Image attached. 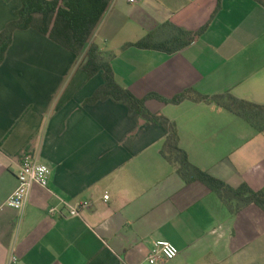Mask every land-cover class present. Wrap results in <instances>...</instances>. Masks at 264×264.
Returning a JSON list of instances; mask_svg holds the SVG:
<instances>
[{
  "label": "crops",
  "instance_id": "crops-1",
  "mask_svg": "<svg viewBox=\"0 0 264 264\" xmlns=\"http://www.w3.org/2000/svg\"><path fill=\"white\" fill-rule=\"evenodd\" d=\"M20 5L0 0V31ZM166 22L206 28L174 53L122 49ZM91 41L115 53L114 78L137 97L192 88L264 105V6L254 0H110ZM81 61L29 28L13 33L0 65V264L12 251L17 264H150L160 240L178 249L162 264H264V212L253 203L232 212L203 183H185L160 154L162 126L109 99L84 104L103 80ZM146 107L175 123L192 164L264 189V129L212 102ZM25 155L48 165L49 190L32 186L15 210L4 202ZM59 198L90 205L72 217Z\"/></svg>",
  "mask_w": 264,
  "mask_h": 264
},
{
  "label": "trees",
  "instance_id": "trees-1",
  "mask_svg": "<svg viewBox=\"0 0 264 264\" xmlns=\"http://www.w3.org/2000/svg\"><path fill=\"white\" fill-rule=\"evenodd\" d=\"M11 0H4L9 2ZM264 6V0H254ZM21 5L15 11L16 17L0 31V65L12 42L16 30L34 29L52 41L64 47L76 56H82L81 67L92 77L101 73L103 83L84 100V104H93L100 100H112L123 104L128 111L135 112L146 124L160 125L166 129V137L160 147V154L171 164L178 175L189 184L201 182L213 191L227 206L237 212L244 205L253 203L264 212V189L252 190L246 184L234 188L192 164L186 152L178 144V132L174 122L166 117L152 113L146 107L148 99L164 103L178 104L189 99L194 102H212L246 120L256 131L264 129V105H258L244 99H238L229 93L203 95L192 88L166 98L155 92L144 97L135 96L129 89L120 86L112 70L111 61L115 56L112 51H104L91 41L93 31L110 0H20ZM169 28L171 33L163 39L156 34L162 28ZM188 31L166 22L146 34L142 39L128 42L122 49L135 46L174 53L192 43L204 30ZM1 145V141H0Z\"/></svg>",
  "mask_w": 264,
  "mask_h": 264
},
{
  "label": "built area",
  "instance_id": "built-area-1",
  "mask_svg": "<svg viewBox=\"0 0 264 264\" xmlns=\"http://www.w3.org/2000/svg\"><path fill=\"white\" fill-rule=\"evenodd\" d=\"M135 1L136 0H129L131 3ZM49 177L50 169L48 165L38 161L30 155H25L16 173L17 186L7 197L4 205L15 210L22 209L32 186L37 185L49 190ZM104 198L107 199L108 195H105ZM59 202L68 208V215L72 217L80 216L82 209L87 208L90 205L89 202L84 201L76 206H71L60 198ZM56 211V207H51L49 209L50 213ZM177 254L178 249L173 243L160 240L156 242L154 250L149 253L147 260L150 264H162L165 260L174 259ZM17 262L18 257L12 251L8 257L7 264H17Z\"/></svg>",
  "mask_w": 264,
  "mask_h": 264
}]
</instances>
